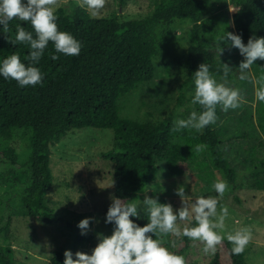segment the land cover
Masks as SVG:
<instances>
[{
  "label": "trees",
  "instance_id": "1",
  "mask_svg": "<svg viewBox=\"0 0 264 264\" xmlns=\"http://www.w3.org/2000/svg\"><path fill=\"white\" fill-rule=\"evenodd\" d=\"M120 1L121 4L125 2ZM230 2L236 8L232 18L227 17L234 28V35L241 36L245 45L253 36L264 38V0ZM216 7L215 0H156L154 10L146 17L127 20H121L117 15L93 18L83 7H72L70 11L60 7L55 10L58 29L81 43V53L79 56L56 53L53 43L49 42L43 57L35 65L27 59L30 46L8 43V39L15 40L17 26L31 32L35 38L31 23L13 19L7 33L0 25V65L10 55L16 54L26 66H35L44 74L41 85L24 88L0 75V138L12 141L17 131H29L31 150L28 160L21 162L15 145H8L0 151V172L13 168L28 169L18 185L20 202L26 207L28 217L37 219L46 227L54 225L57 217L46 202L53 181L51 145L62 141L70 131L85 127L114 131L115 145L104 154L114 165L115 198L126 203L137 202L140 194L157 178L160 160L165 161L168 176H178L182 173L180 162L187 161L189 156L194 158V149L202 145L206 147L222 181L228 185L226 196L232 194L238 199L236 192L240 186L237 183L238 170L234 166L238 152L232 153L231 148L238 147L239 137L232 135L228 138V134L217 127L228 117V111H223L218 105L216 123L202 132L189 129L173 131L174 114L163 120H140L122 117L118 106L121 97L154 80L155 59L163 57L165 44L182 41L181 38L174 39L177 35L173 33L172 26L176 21L188 27L187 37L183 38L188 47L165 64L178 71L176 74L182 78L180 86L185 89L188 101L194 97V74L201 64L209 66L213 78L220 79L229 88L239 89L241 94L253 88L249 70L246 74L248 79L240 80L238 67L225 59L228 44L213 40L220 33L217 19L211 15ZM186 21H189L188 25ZM169 31L174 35L172 39ZM52 55H58L59 59L53 60ZM223 64L231 69L226 80L221 79ZM251 68L260 88L264 61L257 60ZM221 81L217 80L218 83ZM194 110L201 112L203 109L196 104ZM256 114L258 127L264 136V102L257 101ZM260 144L264 145V141ZM243 161L251 172L246 185L250 189L264 190V160L256 162L248 157ZM151 196L166 204L159 193L154 192ZM9 201V198L0 197L1 218L4 217V205ZM12 219L9 218L7 225L0 228V264H15L10 234ZM130 219L144 227L148 223V214ZM188 226L193 227L194 222ZM165 241L164 246L169 251L174 248L173 242L185 243L181 250H173L185 258L187 237L172 240L168 236ZM232 247L225 237L208 264H247L245 252L234 255ZM64 253L56 251L51 264H64Z\"/></svg>",
  "mask_w": 264,
  "mask_h": 264
},
{
  "label": "rangeland",
  "instance_id": "2",
  "mask_svg": "<svg viewBox=\"0 0 264 264\" xmlns=\"http://www.w3.org/2000/svg\"><path fill=\"white\" fill-rule=\"evenodd\" d=\"M215 1L217 7L211 15L215 16L220 27V33L213 38L217 42L223 41L226 32L235 34L227 17L231 19L236 8L232 6L230 0ZM24 2L26 3L27 0ZM120 2V0H106L104 9L97 16L87 11L93 18L117 15L121 20L139 19L151 13L156 5V0H125L123 4ZM60 5L68 11L72 7H81L77 0H60ZM188 22L186 21L187 25ZM172 28H174L173 33L177 35L175 41L181 38L183 42V38L187 37L188 27L176 21ZM168 34L172 39L174 36L172 32L169 31ZM181 42L169 41L165 44L163 57L155 59L156 71L153 81L144 83L146 85L120 98L118 106L122 117L163 120L174 114L176 121L188 119L190 113L194 111V105L185 98L187 94L180 86L182 78L180 79L176 74L177 70L165 64L174 55H181L187 49L188 44ZM224 42L229 46L225 59L239 69L240 63L245 58L240 56L236 48L231 47V41ZM248 73L253 88L241 94L246 103L235 110L229 109L228 117L217 125L224 134H228V138L232 135L239 137L238 147L231 148L232 153L236 150L238 152L234 160V166L238 170L237 183L240 186L236 192L238 199L232 194L226 196L227 191L223 199H219L213 185L217 181H222V178L213 167L208 151L203 146L200 151L194 149L196 154L194 158L189 156L187 161L180 162L182 173L178 176H168L165 172L166 163L160 160L157 178L140 194L139 200L135 203L141 217L147 214L142 203L145 195L154 198L151 196L154 192L165 198L166 204H171L176 211L182 207V201L176 195L179 187H183L186 195L190 196L186 201L188 204H194L201 196L216 197L219 199L218 212L220 206L228 209L224 229L217 231L227 238L228 234L250 228L252 239L244 251L247 264H264V190L250 189L246 185L251 172L243 161L248 157L256 162L264 160V145L260 144L264 141V136L258 127L256 114L255 91L259 88L258 78L252 68ZM234 120H237L236 123L233 122ZM29 138V131L23 130L17 131L12 141L0 138V151L13 144L19 153L20 161L26 162L31 152ZM114 145L113 129L94 127L70 131L62 141L51 145L53 181L46 202L54 210L57 220L54 225L48 227L37 219L28 217L26 207L20 202L18 185L24 180L28 169L13 168L7 172H0V197L10 199L9 203L4 205V217H0V228L7 225L9 218H13L10 223V234L13 243L12 258L15 264H51L56 251H71L73 259L76 258L77 252L91 255L100 242V236L110 237L113 234L115 226L106 223V215L112 199L115 198L114 165L104 153L110 151ZM87 218H92L89 231L87 235H81L78 224ZM193 222L195 227L196 223L194 220ZM185 226L188 225L181 224L182 228ZM170 237L172 240L180 239ZM184 244H175L173 250H181ZM203 247L204 245L199 241L189 239L188 251L185 255L186 264H208L214 254L205 255Z\"/></svg>",
  "mask_w": 264,
  "mask_h": 264
},
{
  "label": "clouds",
  "instance_id": "3",
  "mask_svg": "<svg viewBox=\"0 0 264 264\" xmlns=\"http://www.w3.org/2000/svg\"><path fill=\"white\" fill-rule=\"evenodd\" d=\"M81 7H86L91 15L97 16L106 5V0H77ZM60 0H0V25H3V32L9 31V22L13 19L30 22L35 38L31 32L23 27L17 26L15 40L8 43L25 44L30 46V54L27 59L31 65L38 64L44 52L52 42L56 53L65 56H79L82 45L71 34L59 31L56 23L58 17L55 10L60 7ZM223 41H231V47L239 50L245 59L240 63V80L248 79L246 75L251 66L257 61H264V38L253 36L247 45L244 44L241 36L226 32ZM223 49H220V55ZM53 60L59 59L58 55H52ZM26 66L21 62L18 55L13 54L6 58L0 65V75L5 79H12L21 88L41 85L44 74L35 66ZM223 77L226 80L230 67L223 64ZM261 87L255 91L257 101L264 102V76L261 78ZM195 94L191 101L193 105L199 104L203 109L201 112L192 111L188 119L175 121L173 131L182 129L202 132L207 126L216 123V108L221 106L227 112L235 110L243 103H246L239 89H232L225 83H218L213 78L207 64L199 65L194 74ZM202 145H197L196 150L200 151ZM213 188L218 193L219 199H223L228 185L224 181H217ZM176 195L182 201V207L176 211L171 204H161L158 199L145 195L143 205L148 214V223L141 227L134 223L131 217L139 218L138 206L133 200L126 203L124 200L113 198L106 215V223L114 224L115 228L110 237L100 236V242L94 248L91 255L77 252L73 259L71 251H65L64 264H186L183 256L170 252L165 244V237L176 238L187 237L192 241H199L204 245L203 252L215 254L217 247L222 245L225 237L217 230L224 229V222L228 215V209L220 206L216 197H198L194 204L186 201L190 196L186 195L185 189L179 187ZM193 220L195 227L190 225ZM92 218H87L78 224L81 235H87ZM155 237V238H154ZM252 239L250 228L237 231L235 234H228L227 240L233 245L232 253L241 255ZM175 247V242H173Z\"/></svg>",
  "mask_w": 264,
  "mask_h": 264
}]
</instances>
